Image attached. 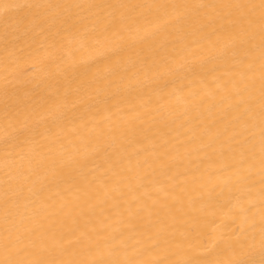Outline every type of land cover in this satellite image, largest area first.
<instances>
[{
  "label": "bare ground",
  "instance_id": "obj_1",
  "mask_svg": "<svg viewBox=\"0 0 264 264\" xmlns=\"http://www.w3.org/2000/svg\"><path fill=\"white\" fill-rule=\"evenodd\" d=\"M0 264H264V0H0Z\"/></svg>",
  "mask_w": 264,
  "mask_h": 264
}]
</instances>
